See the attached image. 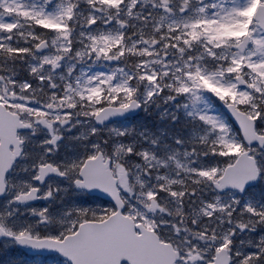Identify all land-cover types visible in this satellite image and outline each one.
Returning <instances> with one entry per match:
<instances>
[{
    "label": "snow or ice",
    "instance_id": "snow-or-ice-1",
    "mask_svg": "<svg viewBox=\"0 0 264 264\" xmlns=\"http://www.w3.org/2000/svg\"><path fill=\"white\" fill-rule=\"evenodd\" d=\"M30 251L264 264V0H0V264Z\"/></svg>",
    "mask_w": 264,
    "mask_h": 264
},
{
    "label": "rangeland",
    "instance_id": "rangeland-1",
    "mask_svg": "<svg viewBox=\"0 0 264 264\" xmlns=\"http://www.w3.org/2000/svg\"><path fill=\"white\" fill-rule=\"evenodd\" d=\"M153 112L155 111L154 109L152 110ZM156 114H158V113H156ZM145 120H146V118L144 117V115L143 116H141L140 118H138V120H136V121H134L133 123H125V124H120V125H124V126H133V125H139V124H141V125H143V126H145ZM155 126H156V124H154ZM148 127L149 128H152V129H154L153 128V125L152 126H149V124H148ZM171 130H173V129H171ZM78 197H81L82 199H87L86 197H84L81 193H79V196ZM88 201H92V200H88ZM41 259H36V258H33L32 259V263L33 264H39L38 262L40 261ZM40 264H42V260L40 261Z\"/></svg>",
    "mask_w": 264,
    "mask_h": 264
},
{
    "label": "trees",
    "instance_id": "trees-1",
    "mask_svg": "<svg viewBox=\"0 0 264 264\" xmlns=\"http://www.w3.org/2000/svg\"><path fill=\"white\" fill-rule=\"evenodd\" d=\"M155 116H156V115H151V116H150V118H149V119H150V123H152L153 121H155L156 128H157V127H165V126H166V122H164V123L159 122L158 119H157L158 114H157V117H156V120H155ZM173 129H174V127H173ZM172 131L175 132V129L172 130ZM25 264H27V262H25Z\"/></svg>",
    "mask_w": 264,
    "mask_h": 264
},
{
    "label": "water",
    "instance_id": "water-1",
    "mask_svg": "<svg viewBox=\"0 0 264 264\" xmlns=\"http://www.w3.org/2000/svg\"><path fill=\"white\" fill-rule=\"evenodd\" d=\"M138 112H139V111H136V112H134V113H129V114L123 116V117L118 118V120H122V119L126 118L128 115H135V114H137ZM32 252H37V251H32ZM41 253H42V252H41Z\"/></svg>",
    "mask_w": 264,
    "mask_h": 264
}]
</instances>
